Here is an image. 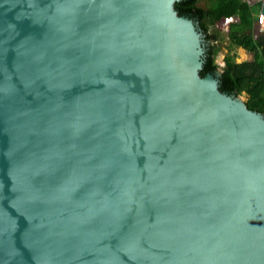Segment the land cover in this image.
I'll list each match as a JSON object with an SVG mask.
<instances>
[{"label":"water","instance_id":"95a60500","mask_svg":"<svg viewBox=\"0 0 264 264\" xmlns=\"http://www.w3.org/2000/svg\"><path fill=\"white\" fill-rule=\"evenodd\" d=\"M176 1L0 0V264H264V114Z\"/></svg>","mask_w":264,"mask_h":264},{"label":"trees","instance_id":"16d2710c","mask_svg":"<svg viewBox=\"0 0 264 264\" xmlns=\"http://www.w3.org/2000/svg\"><path fill=\"white\" fill-rule=\"evenodd\" d=\"M204 1V5L202 2ZM180 15L193 18L204 33L206 41L210 42L203 55V67L200 74H216L219 68L223 73L219 77V89L223 92L247 95V106L264 114V31L254 34L258 21L261 1L250 4L247 0H179L174 2ZM242 18V21L232 23L228 33L233 49L242 46L252 54L251 60L236 61V53L228 52L224 56V65L216 61V44L221 36L213 32L211 27L218 19L228 16Z\"/></svg>","mask_w":264,"mask_h":264},{"label":"rangeland","instance_id":"374dc122","mask_svg":"<svg viewBox=\"0 0 264 264\" xmlns=\"http://www.w3.org/2000/svg\"><path fill=\"white\" fill-rule=\"evenodd\" d=\"M250 4H254L256 1L258 0H247ZM259 1H262V0H259ZM202 4L204 5V1L202 2ZM221 20L222 19H218L216 21V24L213 25L211 27V30L213 32H217L220 36H221V39L219 40V43H217L216 45V49H217V52H216V59L215 61L220 65V66H223L224 65V56L230 52L231 54L232 53H236V61L237 62H242L244 60H251L252 59V54H250L249 52H247L244 48H242V46H237L233 49H230L231 48V45H230V39L228 37V33L226 30H223L221 28H219L220 26V23H221ZM241 22L242 21V18L240 20ZM254 34L255 36L256 35H259L262 31L259 29V27L255 26L254 28ZM202 38L204 39L205 43L207 44V46H210V42L206 41L205 37H204V34L201 35ZM222 68H219L218 71H221ZM240 97L243 98V100L246 102L247 100V95L244 93H242L240 95Z\"/></svg>","mask_w":264,"mask_h":264},{"label":"built area","instance_id":"2783aa9c","mask_svg":"<svg viewBox=\"0 0 264 264\" xmlns=\"http://www.w3.org/2000/svg\"><path fill=\"white\" fill-rule=\"evenodd\" d=\"M240 21V17L238 15L236 16H228V17H224L222 20H221V23H220V26L219 28L223 29V30H226V31H229L232 23L234 22H238ZM257 26L259 27V29L261 31L264 30V13H259L258 15V21H257ZM217 43H219V40L216 41Z\"/></svg>","mask_w":264,"mask_h":264},{"label":"clouds","instance_id":"9594fccd","mask_svg":"<svg viewBox=\"0 0 264 264\" xmlns=\"http://www.w3.org/2000/svg\"><path fill=\"white\" fill-rule=\"evenodd\" d=\"M264 31V30H263Z\"/></svg>","mask_w":264,"mask_h":264}]
</instances>
